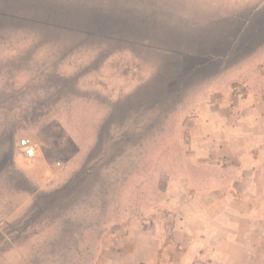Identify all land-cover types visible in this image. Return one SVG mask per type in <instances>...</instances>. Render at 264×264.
Returning a JSON list of instances; mask_svg holds the SVG:
<instances>
[{
    "label": "rangeland",
    "instance_id": "obj_1",
    "mask_svg": "<svg viewBox=\"0 0 264 264\" xmlns=\"http://www.w3.org/2000/svg\"><path fill=\"white\" fill-rule=\"evenodd\" d=\"M181 9L182 0H0V149L11 148L0 156V264H127L120 239L138 229L148 240L171 226V199L224 177L185 155L191 109L177 107L188 87L169 34ZM25 136L59 177L55 190L14 171Z\"/></svg>",
    "mask_w": 264,
    "mask_h": 264
},
{
    "label": "crops",
    "instance_id": "obj_2",
    "mask_svg": "<svg viewBox=\"0 0 264 264\" xmlns=\"http://www.w3.org/2000/svg\"><path fill=\"white\" fill-rule=\"evenodd\" d=\"M177 18L169 34L180 38L171 51L182 60L188 87L177 107L191 109L182 122L185 155L224 177L206 178L203 187L211 191L171 199V226H155L148 240L138 229L120 239L118 262L264 264V0H182ZM10 150L0 149V156ZM38 151L31 161L14 149L13 169L51 192L59 177Z\"/></svg>",
    "mask_w": 264,
    "mask_h": 264
},
{
    "label": "built area",
    "instance_id": "obj_3",
    "mask_svg": "<svg viewBox=\"0 0 264 264\" xmlns=\"http://www.w3.org/2000/svg\"><path fill=\"white\" fill-rule=\"evenodd\" d=\"M264 71V65L262 67ZM242 90H239V94H242ZM18 149L27 160H33L36 157L38 145L30 138H22L18 142Z\"/></svg>",
    "mask_w": 264,
    "mask_h": 264
}]
</instances>
